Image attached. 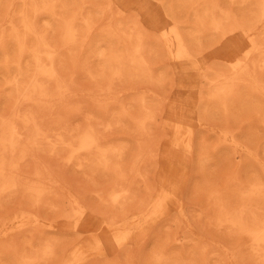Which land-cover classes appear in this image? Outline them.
<instances>
[{
	"label": "rangeland",
	"instance_id": "1",
	"mask_svg": "<svg viewBox=\"0 0 264 264\" xmlns=\"http://www.w3.org/2000/svg\"><path fill=\"white\" fill-rule=\"evenodd\" d=\"M0 264H264V0H0Z\"/></svg>",
	"mask_w": 264,
	"mask_h": 264
},
{
	"label": "bare ground",
	"instance_id": "2",
	"mask_svg": "<svg viewBox=\"0 0 264 264\" xmlns=\"http://www.w3.org/2000/svg\"><path fill=\"white\" fill-rule=\"evenodd\" d=\"M24 47H25V46H24ZM235 74H236V73H235ZM235 74H234V75H235ZM35 126H36V125H35ZM12 131H13V130H12ZM35 132H36V131H35ZM13 135H14V134H13ZM255 239L257 240V238H255Z\"/></svg>",
	"mask_w": 264,
	"mask_h": 264
}]
</instances>
